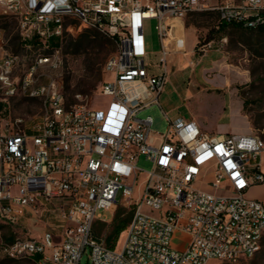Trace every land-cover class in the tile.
Masks as SVG:
<instances>
[{"label": "built area", "instance_id": "obj_1", "mask_svg": "<svg viewBox=\"0 0 264 264\" xmlns=\"http://www.w3.org/2000/svg\"><path fill=\"white\" fill-rule=\"evenodd\" d=\"M203 11L248 28L264 24V0H0V16L17 20L25 46L53 52L21 78L14 76L19 55H0V102L22 89L44 105L32 122L0 119V259L80 264L90 248L91 264H239L259 252L264 197L249 192L264 185V138L209 132L163 108L168 127L155 133L153 117L138 116L161 106L168 57L175 41L184 45L172 20ZM151 19L161 44L153 62L145 34ZM77 24L116 41L101 85L110 97L106 109L69 104L57 78L40 81L42 65L59 66L57 42ZM140 156L153 165L138 185ZM119 205L133 217L111 246L96 229L111 223L100 211ZM32 223L41 227L38 235Z\"/></svg>", "mask_w": 264, "mask_h": 264}, {"label": "rangeland", "instance_id": "obj_2", "mask_svg": "<svg viewBox=\"0 0 264 264\" xmlns=\"http://www.w3.org/2000/svg\"><path fill=\"white\" fill-rule=\"evenodd\" d=\"M222 2L223 0H214ZM196 20V21H195ZM180 22V21H179ZM186 48L185 51H173L168 57L169 77L165 90L160 97L161 106L153 105L139 113V117L151 115L154 119L152 130L155 133H164L167 129V120L162 108L173 119L177 117L193 118L207 131L218 132L220 129L229 128L231 131L243 134H258L264 138V43H252V48L244 42L246 35L233 26L223 33H217L209 42L206 37L209 31L217 26L218 18L188 15L184 21ZM156 20L146 21L145 34L148 49L152 52L149 62L157 61L154 55L160 47V40L155 28ZM73 32L64 34L63 44L55 59H59V66L52 68L50 64L40 67V81H47L49 76L59 80L69 104H82L90 107L106 109L110 97L101 95V85L106 78L105 63L116 51L110 44L97 48L82 46L74 51L68 44L79 36L93 34L94 29L79 27ZM0 55L3 52L18 54L20 63L14 71V76L21 78L29 66L37 58L45 55H53L51 49L21 46V36L17 20L13 16L6 15L0 24ZM56 39H53L55 43ZM38 46L40 42L31 40L28 42ZM198 44V47L195 46ZM207 44V45H206ZM195 49L194 53L192 51ZM232 111L230 124L223 123L228 112V100ZM248 119L239 111L241 101ZM44 111L43 101L40 98L30 97L22 89L8 98V102H0V119L13 120L21 117L26 122L37 119ZM245 112V113H246ZM251 119L257 122L253 125ZM251 124V128H250ZM264 158V157H263ZM153 163L140 156L137 166L141 168L138 185L143 180V174L152 168ZM208 177L207 179H209ZM197 188L215 192L209 184L197 183ZM219 194H228L225 190H217ZM250 195L264 197V185L253 187ZM137 195V191H136ZM121 192L118 199L120 200ZM126 207L128 205H119ZM118 207V208H119ZM104 217L111 223L98 224L97 233L108 236L112 231V223L116 217V210H101ZM0 226L1 220H0ZM33 235H38L40 226L30 224ZM11 231L9 226L4 232ZM123 235L119 239L122 244ZM178 233L174 244L180 246ZM114 246V243H110ZM1 260V259H0ZM7 264H34L27 260L18 263ZM80 264H91L90 248L84 253ZM239 264H264V240L261 249L252 258L243 259Z\"/></svg>", "mask_w": 264, "mask_h": 264}, {"label": "trees", "instance_id": "obj_3", "mask_svg": "<svg viewBox=\"0 0 264 264\" xmlns=\"http://www.w3.org/2000/svg\"><path fill=\"white\" fill-rule=\"evenodd\" d=\"M189 15H198V16H205L207 18H211L214 15L217 16L218 18V23L217 26L212 28L207 37L206 41H210L214 39L217 33H223L226 31V29L230 26H233L237 29V31H240L242 34L246 35V42L251 48H252V43H256L258 45L259 43H264V24L256 27V28H248L244 27L241 24L238 23H229L225 22L220 19V15L218 11H203V12H193L190 13ZM5 16H0V24L2 22V18ZM196 21V20H195ZM64 39V37H63ZM63 39L61 41H58L57 44L61 47L63 44ZM110 44L113 46V48L117 47L115 39L95 30L93 34H88L84 36H79L75 40H71L70 43L68 44V47H72L74 51H78L82 46L85 44L88 45V47H94L97 48L98 46L104 45V44ZM20 45L23 46L24 42L20 41ZM198 47V44L195 46V48ZM246 100L244 101V109L246 108ZM246 112V111H245ZM246 114H248L246 112ZM251 122L253 125H257V122L251 119ZM133 217V209L126 208V207H119L116 211V217L115 220L112 223V231L111 233L107 236V240L109 243H113L115 240L118 239L119 235L125 230L129 222L131 221ZM22 260H27L31 263L36 264L32 259H13V258H3L0 260V264H7L9 263H18L19 261Z\"/></svg>", "mask_w": 264, "mask_h": 264}, {"label": "crops", "instance_id": "obj_4", "mask_svg": "<svg viewBox=\"0 0 264 264\" xmlns=\"http://www.w3.org/2000/svg\"><path fill=\"white\" fill-rule=\"evenodd\" d=\"M173 24H174V29H173V36L175 38V40H177V38L179 37H183L184 38V45L183 46H179V45H176V41H175V44H174V51L175 52H179V51H185V48H186V37H185V25L183 22H179V20H172ZM197 44V43H196ZM195 49L192 51V53H194ZM230 104V99L228 100V105ZM243 103L241 101V104L239 106V111L241 114L245 115V117H247V120L249 121L250 123V120L248 119V116L247 114L244 112L243 110ZM231 116H232V111H231V107L230 105L228 106V112L226 114V119L223 120L224 122L223 123H220L218 124V127H220L222 124H230L231 122ZM199 124V123H198ZM200 126H202L201 124H199ZM202 128H204L202 126ZM250 128H251V124H250ZM205 129V128H204ZM206 130V129H205ZM210 132V131H209ZM213 133H239V132H235V131H231L229 128L227 129H220L218 132H213Z\"/></svg>", "mask_w": 264, "mask_h": 264}]
</instances>
